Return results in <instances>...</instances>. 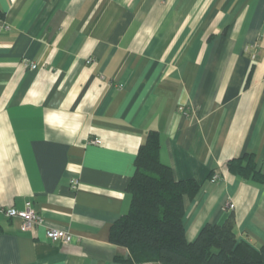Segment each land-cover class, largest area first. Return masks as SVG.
<instances>
[{
	"label": "crops",
	"instance_id": "crops-1",
	"mask_svg": "<svg viewBox=\"0 0 264 264\" xmlns=\"http://www.w3.org/2000/svg\"><path fill=\"white\" fill-rule=\"evenodd\" d=\"M0 13V205L45 218L20 230L0 215V264H127L108 232L148 130L173 177L201 185L184 198L187 241L232 215L239 240L264 245V182L224 167L244 152L264 166V0H0Z\"/></svg>",
	"mask_w": 264,
	"mask_h": 264
},
{
	"label": "trees",
	"instance_id": "trees-1",
	"mask_svg": "<svg viewBox=\"0 0 264 264\" xmlns=\"http://www.w3.org/2000/svg\"><path fill=\"white\" fill-rule=\"evenodd\" d=\"M159 153L160 134L148 130L126 187L130 194L129 208L108 232L113 245L128 250L126 259H116L127 264H264V245L239 240L232 215L222 224H206L193 241H187L183 202L185 196L194 197L201 185L192 178L175 179ZM224 167L239 179L264 182V166L258 167L253 152L228 159ZM215 174L220 178L221 171L214 168L208 177L216 179Z\"/></svg>",
	"mask_w": 264,
	"mask_h": 264
},
{
	"label": "built area",
	"instance_id": "built-area-1",
	"mask_svg": "<svg viewBox=\"0 0 264 264\" xmlns=\"http://www.w3.org/2000/svg\"><path fill=\"white\" fill-rule=\"evenodd\" d=\"M30 66L32 67V64H30ZM88 142L91 144H98L99 139H90ZM214 178H219V175L215 174ZM71 185L76 187L77 181H73ZM0 215L9 219L18 220L20 230L45 226V218L33 209L30 202H27L22 210L0 205ZM45 236L48 239L59 240L63 243H70L73 240L72 234L68 230L60 227L47 226L45 229Z\"/></svg>",
	"mask_w": 264,
	"mask_h": 264
}]
</instances>
